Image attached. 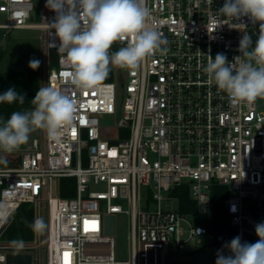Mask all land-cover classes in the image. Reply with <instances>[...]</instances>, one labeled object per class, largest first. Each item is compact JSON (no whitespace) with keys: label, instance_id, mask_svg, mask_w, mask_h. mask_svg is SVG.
<instances>
[{"label":"built area","instance_id":"built-area-1","mask_svg":"<svg viewBox=\"0 0 264 264\" xmlns=\"http://www.w3.org/2000/svg\"><path fill=\"white\" fill-rule=\"evenodd\" d=\"M146 2L148 26L163 32L168 52L147 57L135 70L118 68L125 84L121 103L116 82L82 90L61 74L69 68L49 47L47 22L55 13L46 0H0V43L15 30H46L47 49L58 57L46 85L66 90L76 103L72 125L55 140L44 131L18 167L0 168V264L11 253H31L35 264L36 241L4 239L25 203L46 206V264H139L138 244L146 247L142 264H155V255L162 263L170 243L185 250L209 234L172 196L184 186L202 215L211 213L213 187H228L234 193L224 201L230 226L242 241L258 239L255 225L264 222V99L232 103L203 72L209 55L224 53L228 61L239 56L243 33L228 24L217 28L215 11L225 0ZM38 8L41 21L31 23ZM234 23H244L255 43L259 23L247 17ZM121 46L117 42L110 51ZM115 116L117 126L103 124ZM63 178L76 181L73 197L61 196ZM169 201L177 209H164ZM117 214L130 219V261L117 259L115 235L105 233L106 218Z\"/></svg>","mask_w":264,"mask_h":264},{"label":"clouds","instance_id":"clouds-1","mask_svg":"<svg viewBox=\"0 0 264 264\" xmlns=\"http://www.w3.org/2000/svg\"><path fill=\"white\" fill-rule=\"evenodd\" d=\"M46 8L55 15L47 22L52 38L49 47L56 48L69 70L61 74L82 90L95 89L105 81L111 67L135 70L147 57L166 55L168 39L163 32L148 26L151 10L146 0H46ZM247 17L259 23L257 39L243 21ZM217 28L222 24L238 29L239 56L228 61L224 53L210 55L203 72L209 83L225 93L232 103H253L264 99V0H225L215 11ZM226 21L227 23H224ZM58 40V43H57ZM120 42L117 51H110ZM41 61L32 58L29 68L37 70ZM25 104V95L10 87L0 94V104ZM30 110L14 111L6 120L0 118V152L13 153L26 144L30 134L44 130L49 139L72 125L76 103L66 91L50 84L41 86L31 101ZM46 228L43 218L32 224ZM202 230L195 229L198 235ZM256 242L234 237L218 250L215 264H264V222L255 225Z\"/></svg>","mask_w":264,"mask_h":264},{"label":"rangeland","instance_id":"rangeland-1","mask_svg":"<svg viewBox=\"0 0 264 264\" xmlns=\"http://www.w3.org/2000/svg\"><path fill=\"white\" fill-rule=\"evenodd\" d=\"M41 21L40 9L35 10L34 19L31 20V23H36ZM0 22L2 21V16L0 17ZM47 31L44 29H22L12 31L9 38L4 42L0 43V82L4 81L6 74L9 68H11L12 63L21 53H30L33 52L35 58L41 61L40 71L42 76V86H46L47 78V67H48V49L46 45ZM111 67V66H110ZM113 71L112 81L116 82L118 85V98L122 103L125 97V84L119 81V69L117 67H111ZM103 124L106 126H117V117H107L103 120ZM44 130L37 129L33 131L29 140L26 144L22 145L19 150L14 151L13 153H3L0 152V159L3 155H13L15 157L22 156V154L28 149L34 140H41L43 138ZM3 168V167H0ZM230 194H234L230 191ZM36 211V219L43 218L46 224V228L43 230H37V239L36 242L32 245L36 246L34 250V256L38 258L40 264L47 263L48 257V245L47 243L42 242L47 233L48 227V213L46 206L44 204L36 205L35 203L31 204ZM164 209H177L176 202H164ZM127 209V208H125ZM116 234L114 236V251L117 259L121 261H130L131 260V227L130 219L126 214H117L116 215ZM201 243L192 242L185 250H179L174 243H170L168 248V254L164 258V264H197L204 259V255L198 256V253L203 250H207V255L212 256V260H209L207 264H215L217 258L218 250H222L220 246L217 245V238L214 235L208 234L203 236ZM189 249V251H187ZM150 253L154 255V252L149 248ZM146 252V247L142 244H138L137 253H138V263L142 264V253ZM224 254L229 253L223 250ZM145 255V253L143 254ZM148 255V254H147ZM146 255V256H147ZM148 257V256H147ZM154 261L159 264L161 263L159 257L154 256ZM155 263V264H156ZM162 264V263H161Z\"/></svg>","mask_w":264,"mask_h":264},{"label":"trees","instance_id":"trees-1","mask_svg":"<svg viewBox=\"0 0 264 264\" xmlns=\"http://www.w3.org/2000/svg\"><path fill=\"white\" fill-rule=\"evenodd\" d=\"M48 67L57 65L58 57L54 51H48ZM35 58L33 52L21 53L8 69L6 78L0 82V94L14 87L19 93L25 95V104H0V118L8 119L12 112L30 110L31 101L34 99L37 91L42 86V76L40 67L37 70L29 68V60ZM110 74L105 81H112ZM20 156L3 155L0 159V167L15 168L20 165ZM76 181L70 178L60 180V191L63 198H70L75 195ZM230 190L224 186H214L212 190L211 213L202 215L198 213L197 205L190 199L188 187H180L172 192V196L179 199V209L181 212L188 213L194 217L197 225L205 228L209 234L217 238V245L228 253L224 248L226 242H230L237 236L236 231L230 226L231 216L225 212L224 201L229 196ZM36 220L35 208L30 203L22 204L17 210L14 220L4 235V239L10 242H33L37 239L36 229L32 224ZM34 252V251H33ZM35 257V264H40Z\"/></svg>","mask_w":264,"mask_h":264},{"label":"water","instance_id":"water-1","mask_svg":"<svg viewBox=\"0 0 264 264\" xmlns=\"http://www.w3.org/2000/svg\"><path fill=\"white\" fill-rule=\"evenodd\" d=\"M109 236H114L116 234V219L115 216H108L106 218V232ZM168 247L166 246L163 250V260L162 264H164V256L167 253ZM207 250L198 253V256L206 255ZM212 256L207 255L204 259L197 264H207L209 260H212ZM33 263V255L31 253L28 254H15L11 253L7 255V264H32Z\"/></svg>","mask_w":264,"mask_h":264},{"label":"snow or ice","instance_id":"snow-or-ice-1","mask_svg":"<svg viewBox=\"0 0 264 264\" xmlns=\"http://www.w3.org/2000/svg\"><path fill=\"white\" fill-rule=\"evenodd\" d=\"M68 254H66V256H67Z\"/></svg>","mask_w":264,"mask_h":264}]
</instances>
